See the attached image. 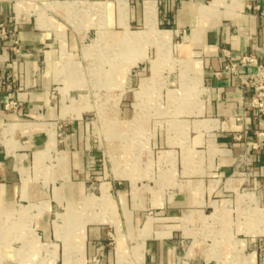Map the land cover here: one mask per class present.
Masks as SVG:
<instances>
[{
	"label": "rangeland",
	"instance_id": "1",
	"mask_svg": "<svg viewBox=\"0 0 264 264\" xmlns=\"http://www.w3.org/2000/svg\"><path fill=\"white\" fill-rule=\"evenodd\" d=\"M78 1L64 2L60 11L53 7L54 0L50 6L47 0L30 1L34 18L48 21L47 31L55 35L58 47L51 57L56 114L48 127L47 160L35 165L31 158L18 167L17 182L2 188L0 251L12 252V264H103L107 252L123 239V227L115 231L112 226L127 222L128 215L121 212L125 209L144 211L143 220L150 221L153 230L173 225V218L183 221L169 241L176 264H192L194 249L206 255L202 264H264L261 182L245 184L236 176L240 181L236 197L210 196L214 205L204 198L181 213L169 209L171 192L189 186L185 178L218 170L212 152L206 150L213 137L197 133L195 123L208 91L203 82H211L216 71L207 77L190 54L182 56L179 51L185 44L180 37L171 33L168 40L162 39L160 32L172 29L156 26L155 10L154 18L151 11L144 16L143 26L132 22V9L125 0ZM69 35L75 37V48L70 47ZM78 123L85 173L76 202H69L57 196L61 183L55 176L57 153L59 141L66 137L64 126ZM24 179H28L25 186ZM211 180L213 186L218 177ZM122 190L126 192L119 193ZM155 201L161 208L156 213L149 208ZM74 208L81 213L73 214ZM42 219L49 224L50 239L32 250L27 260L26 246L34 243L35 227ZM74 221L84 223L81 245L69 244L79 238ZM91 226L103 228L93 259L86 253ZM127 239L122 259L116 258L114 264H155L145 246ZM134 239L139 241V236Z\"/></svg>",
	"mask_w": 264,
	"mask_h": 264
},
{
	"label": "crops",
	"instance_id": "2",
	"mask_svg": "<svg viewBox=\"0 0 264 264\" xmlns=\"http://www.w3.org/2000/svg\"><path fill=\"white\" fill-rule=\"evenodd\" d=\"M30 1L35 0H29L26 4H22L19 0H0V23L6 24L7 29L13 25L17 28L22 48L27 55L17 57L9 53L8 59L6 57L2 59L3 70L13 75L14 83L13 90L0 93V195L3 187L13 186L17 182L18 167L29 164L31 158L35 165L43 163L45 154L50 148L51 133L48 127L56 114V97L52 95L56 85L53 82L55 63L51 57L58 47L55 35L47 31L48 21L38 16L34 18L33 5ZM49 1L51 0H47L50 6L52 2ZM54 1L53 7L60 11L64 7V2L78 0ZM125 2L132 9L131 20L134 24L144 26V16L151 11V18H154L153 10H155L156 26L172 29V31H161L160 37L168 40L171 33L180 37L185 45L180 48L179 53L182 56L190 54L192 62L201 66L207 77H211L212 71L221 69L226 60L224 54L231 60H235L239 56L254 53L260 61L264 60V21L247 9L248 6L264 8V0H236V2L232 0L210 2L207 0H125ZM10 18L12 22L7 24ZM58 20L62 21L61 18ZM68 40L70 47L75 48V37L69 35ZM10 45L9 39L0 40V52L2 47ZM43 48L48 51H43ZM41 60H43V67ZM41 69H43L42 74H40ZM198 84L200 83L197 82ZM206 93L205 103L198 109L200 114L195 116L200 120L195 123L199 128L197 133L213 137L211 145L206 150L212 152V157L217 161L218 170L215 171L216 173L204 172L200 176L189 175L185 178L184 181L189 186L183 190L175 189L171 192L172 206L169 208L171 213H181L190 206V203L194 204L198 200L197 203L201 204L206 198V202L214 205V202L208 201L210 196L223 199L236 197L240 181L233 173L237 157L244 153L252 154L253 176L256 182L264 184V149L258 152L252 149L255 133L263 134L264 145V121L256 118L254 111L245 109V99L229 76L211 79ZM10 102H18L17 113L4 111V106ZM63 132L66 137H64L65 140L59 141L57 153L59 170L55 174L61 182L57 189V196L69 202H76L79 193L78 184L85 173L84 155L80 142L82 128L78 123L69 128L64 126ZM244 133L247 135L243 138V145H241L235 138L243 137ZM12 140H14L13 144ZM155 147L157 148L156 144ZM216 177L218 180L213 181V186L210 185L211 179ZM26 182L28 179L23 180V186ZM125 192L126 190L119 191L122 194ZM154 203L156 201L149 208L153 207L156 213L155 211L161 208H157V204ZM196 208L195 212L198 209L200 211V206ZM74 209L73 214L81 213V209ZM121 212L128 215L127 222L117 226L113 224L112 227L115 231L123 227L121 230L123 235L120 234L123 239H118L114 249L107 252L103 264H114L116 258L122 259L120 255L125 252L124 243L127 242V238L135 240L138 246H145L150 260L155 264H176V252L169 241L177 235L176 232L183 221L180 223L178 218H173L174 221H171L173 225L157 226L156 230H153L150 227V221L143 220L144 211L121 209ZM73 223L78 230L79 238L72 239L69 244L81 245L84 223L78 224L75 221ZM35 228L34 243H28L25 249L27 260H30L32 250L44 246L50 239V227L44 219ZM164 233L167 234L165 238L162 237ZM101 236H103V228L91 226L87 231L86 253L89 259L95 256L94 244ZM135 236H139V241L134 239ZM0 244H2L1 240ZM10 244L6 242L5 246ZM2 252L3 250L0 251V264H12L15 261L12 252L10 254L7 250L8 255ZM192 255L190 259L192 264H202L206 259V255H202L197 249H194ZM143 258L145 256H142L141 260H144ZM21 259L20 261H23Z\"/></svg>",
	"mask_w": 264,
	"mask_h": 264
},
{
	"label": "built area",
	"instance_id": "3",
	"mask_svg": "<svg viewBox=\"0 0 264 264\" xmlns=\"http://www.w3.org/2000/svg\"><path fill=\"white\" fill-rule=\"evenodd\" d=\"M249 11L257 15L264 21V8L259 6H248ZM12 19H8L7 24H10ZM10 40V46H4L0 52V93L9 92L13 90L14 77L12 74L4 72L2 68L3 57L8 59L9 53L17 57L27 56L22 48L21 40L17 28L13 25L9 29L6 28V24L0 23V40ZM225 62L219 71L213 74L214 78H222L229 76L234 86L241 92L245 99L244 107L246 110L254 111L256 118L264 121V60L260 61L258 56L254 53L245 54L239 56L235 60H231L229 56L224 54ZM208 88L210 82H203ZM19 108L18 102H10L4 106L5 112L17 113ZM244 133L243 137L238 136L235 138L237 142H241L246 137ZM263 134H254V140L252 142V149L254 152L262 151L264 145L262 142ZM243 145V143H241ZM254 161L251 155L242 154L237 157L234 176L240 178L242 182L247 184L248 182L256 183V179L253 176ZM249 171V173H245Z\"/></svg>",
	"mask_w": 264,
	"mask_h": 264
},
{
	"label": "bare ground",
	"instance_id": "4",
	"mask_svg": "<svg viewBox=\"0 0 264 264\" xmlns=\"http://www.w3.org/2000/svg\"><path fill=\"white\" fill-rule=\"evenodd\" d=\"M215 4V2L213 3V5ZM218 5V4H217Z\"/></svg>",
	"mask_w": 264,
	"mask_h": 264
}]
</instances>
